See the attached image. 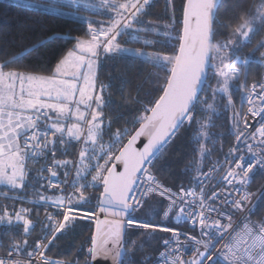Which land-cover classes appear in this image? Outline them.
<instances>
[{
    "label": "snow or ice",
    "instance_id": "snow-or-ice-1",
    "mask_svg": "<svg viewBox=\"0 0 264 264\" xmlns=\"http://www.w3.org/2000/svg\"><path fill=\"white\" fill-rule=\"evenodd\" d=\"M168 4L171 0H166V7ZM151 6L152 0H57L55 9L45 11L68 17L88 12L101 19L78 17L88 25L86 30L48 74H34L17 64L33 48L19 56L0 53L5 57L0 62V186L7 190L0 191V199L5 201L0 205V229L13 235L5 249L7 257H0V264H61L46 251L61 234L74 229L77 220L92 217H97L93 221L97 231L88 249L90 262L102 257L111 264H133L126 251V235L141 229L170 233L160 239L173 257L171 264H264V216L252 219L258 208H264V187L254 193L248 190L257 172L264 174V83L253 82L250 90L247 83V65H264V0L248 7L244 0H233L232 15L227 17L220 15L221 0H184L182 23L175 37L178 48L172 55L122 47L121 36L128 37L125 43L159 45V40L141 41L134 35L151 31L141 20ZM172 12L175 25L174 6ZM236 13L242 14L244 22L235 24L233 38L213 45L217 29L229 26L222 21H235ZM162 30L158 28L157 35ZM243 48L251 51L242 59L239 52ZM102 56L137 57L166 72L161 94L138 110L131 131L117 128L113 132L112 121L105 122L108 101L104 92L109 86L100 83L97 74ZM210 73L214 85L209 83ZM237 83L239 89L247 91L241 100L248 104V115L241 117L233 110L231 134L236 143L222 162L192 178L190 183L199 188V194L183 185L173 191L159 182L153 175L155 162L182 129L191 130L198 124L200 138L195 143L202 154L207 152L206 129L211 122L202 120L206 110L213 108L209 100L222 102L226 97L225 108L234 109L232 88ZM249 116L255 123H249ZM105 135L109 137L107 144ZM125 137L127 142L122 143ZM74 142L80 146L79 158L58 159L57 153L66 155ZM245 148L251 153L247 157L238 154ZM40 156L52 159L48 175L30 176L28 162ZM73 171L75 176L70 179ZM214 172L223 175L215 180L210 176ZM209 180L215 183L206 191L203 184ZM32 181L41 189L57 192H38L39 200H21L17 193ZM89 189L99 196L88 195ZM156 197L160 198L156 202L163 208V219L183 221L190 226L188 233L135 217ZM93 199L97 210L86 207ZM18 200L45 206L42 236L31 244L32 209L7 206L8 201L15 204ZM149 211L151 216L157 215L155 208ZM97 212L107 218L99 220ZM182 238L192 244L189 259L181 255L185 250ZM71 264H79L78 258Z\"/></svg>",
    "mask_w": 264,
    "mask_h": 264
},
{
    "label": "trees",
    "instance_id": "trees-1",
    "mask_svg": "<svg viewBox=\"0 0 264 264\" xmlns=\"http://www.w3.org/2000/svg\"><path fill=\"white\" fill-rule=\"evenodd\" d=\"M97 2V0H93ZM258 0H244V6L254 5ZM184 0H171V4L166 7V0H152V6L148 15L142 17L144 25H147L151 31H141L134 33L141 41L147 39L149 41L159 40V45L144 47L143 44L125 43L127 36L119 37V43L122 47L136 50L140 49L146 53L159 52L160 54L172 55L178 48V42L175 39L182 23V8ZM233 0H221L220 15L227 17L232 15L231 5ZM176 9V24L172 22V8ZM92 19L98 21L101 19L98 15H91L88 12L78 13L76 17L62 16L58 12L45 11L38 6L30 4L29 0L13 1L0 0V53L11 52L15 56H19L25 49L33 48L27 55L17 61V64L34 74H48L47 70L54 65L73 47V41L77 36H82L87 28V24H82L78 17ZM235 21L224 19L222 22L228 24V27L218 28L217 35L213 40V45L223 43L233 38V28L237 23H243L242 14L236 13ZM175 27V31H171ZM163 29L157 35V29ZM264 36V33L261 34ZM257 37L256 39H260ZM255 40L252 47L255 46ZM167 45L164 47V45ZM251 48H243L239 55L243 59ZM215 52V47L212 48ZM259 54L257 53V59ZM5 57L0 55V62ZM10 58V57H8ZM247 83L250 86L253 82H259L264 73V65L252 63L247 65ZM99 82L109 87L105 90L104 96L108 101L104 108L105 122L112 121V131L117 128H128L132 130L131 122L139 115V109L145 106L146 102L154 101L161 94V89L166 80V72L161 71L157 67H153L151 63L144 62L137 57L127 56H108L99 66ZM209 83L215 84V79L210 73ZM211 96L210 90H208ZM234 101V109H226L227 98L222 102H213V108L206 110V115L202 122L208 123L209 127L206 131L209 136L206 140V153H201L199 145L195 143L199 139L198 131L200 126L193 124L191 130L182 129L181 132L173 139L172 143L167 146L163 155L155 162L153 174L161 183L172 188L174 191L179 190L181 185L185 187L192 186L190 183L193 177L204 171L209 165L217 161H223L224 154L227 149L233 145L235 136L231 134L232 124L230 117L233 110L240 113L243 117L246 109V101H242L241 97L247 95V91L239 89V84H234L232 88ZM219 100V98H218ZM243 104V107H241ZM242 122V121H241ZM215 137V139H212ZM105 144L109 142V137H103ZM127 141L124 138L122 143ZM119 146H117V149ZM78 144L70 147L66 155L61 156L57 153L58 159L77 160L79 158ZM114 151H117L114 149ZM118 152V151H117ZM52 164L51 157H47ZM39 164L34 161L28 162L30 176L37 177L39 173ZM185 169L188 171L185 172ZM73 171L71 178H74ZM63 170H61V178ZM90 180L91 177L89 176ZM264 184V174L257 173L251 183V190L257 191ZM0 191H7L0 186ZM38 192L44 195H50L57 192L41 189L39 184L34 181L29 186L17 193L21 200L31 201L39 200ZM13 193H9L12 195ZM88 195L99 196V192L88 190ZM159 197L149 201L148 206L135 213L137 219H149L153 224L163 223L168 227L173 226L171 219L163 221L161 213L163 208L157 204ZM5 201L0 199V205ZM9 208L29 207L32 209L31 219L33 221V230L28 236L30 244L42 236L43 222L45 221L46 211L42 204L21 203L18 200L15 204L12 201L7 202ZM86 207L97 210V201L93 199L90 205ZM149 208H155L157 215L151 216ZM51 211V209H49ZM264 216V208L257 209V215L252 219L255 221L259 217ZM94 219L77 220L76 226L66 234L60 237L49 247L46 255L57 260L72 262L78 258L79 264H88V249L91 246V236L93 235ZM167 233H145L144 230L134 229L127 232L126 251L131 256L133 264L139 262L153 263L154 256L159 251L162 239ZM22 240V230L20 232ZM13 240L11 232L0 229V254L6 253L5 249L9 246V241ZM80 250L79 252L77 250ZM149 252V254H147Z\"/></svg>",
    "mask_w": 264,
    "mask_h": 264
},
{
    "label": "built area",
    "instance_id": "built-area-1",
    "mask_svg": "<svg viewBox=\"0 0 264 264\" xmlns=\"http://www.w3.org/2000/svg\"><path fill=\"white\" fill-rule=\"evenodd\" d=\"M259 82H262V83H264V73H263V75H262V78H261V80L259 81ZM251 86V85H250ZM250 86H249V90H250ZM248 104L246 103V109H245V112H244V115H248ZM243 115V116H244ZM258 119V118H257ZM243 122V121H242ZM249 123H255V121L254 120H252V118L249 116ZM251 130V129H250ZM235 143H236V141H234V143H233V145L232 146H230L228 149H227V151H226V153L229 151V149L230 148H232L234 145H235ZM239 155H244V156H249L251 153H249L248 151H247V149L245 148V149H243L240 153H238ZM31 161H34L35 163H37V164H39L40 166H39V173H38V178L40 177V176H47L48 175V173H47V167L49 166V165H51V163L48 161V158H45L44 156H40V157H33L32 158V160ZM213 166V164H211V165H209L204 171H202V172H205V173H207L208 172V170H209V168H211ZM41 169H44V171L43 172H41ZM257 173H260V172H257ZM260 174H262V173H260ZM223 175V173L221 172V173H219V174H217V173H211L210 174V176L211 177H215V180H219L220 179V176H222ZM155 176V175H154ZM156 177V176H155ZM157 179V178H156ZM158 180V179H157ZM215 180H209V181H207V182H205L204 184H203V187L205 188V190L207 191V190H209L210 188H212L213 187V185H214V183H215ZM159 181V180H158ZM160 182V181H159ZM262 187H264V184H263V186ZM189 188H193L196 192H197V194H199V188L198 187H195L194 185H192V186H189ZM248 190L250 191V192H255V191H252L251 190V185H250V187L248 188ZM174 191V190H173ZM178 191V190H177ZM217 191H219V189H217ZM165 203H167V202H165ZM161 219L163 220V221H167V220H164L163 219V217H162V213H161ZM169 219H171V221H172V223H173V226H171L170 228H177L179 231H181V232H185V233H188L189 232V225H187L186 223H184L183 221H175L174 220V218H169ZM168 219V220H169ZM190 234H192V235H198V233H190ZM168 236H170V233H167V235H166V237H168ZM165 237V238H166ZM47 241L45 240V243H46ZM182 242H184L185 243V250H184V252L181 254L182 256H183V258L184 259H189V258H191V255H192V244H191V242H186V241H184V239L182 238ZM0 257H7V252L6 253H4V254H0ZM19 258V257H18ZM27 257H26V254H25V256H24V259H26ZM50 258V257H49ZM172 256L168 253V249H166L165 248V246L163 245V243L161 242V246H160V249H159V251L156 253V255L154 256V260H153V263H151V264H171V260H172ZM52 259V258H51ZM37 260H39V257H37ZM53 260H55V259H53ZM57 261H60V260H57ZM61 264H71L70 262H61ZM137 264H149V263H147V262H144V261H142V262H139V263H137Z\"/></svg>",
    "mask_w": 264,
    "mask_h": 264
},
{
    "label": "rangeland",
    "instance_id": "rangeland-1",
    "mask_svg": "<svg viewBox=\"0 0 264 264\" xmlns=\"http://www.w3.org/2000/svg\"><path fill=\"white\" fill-rule=\"evenodd\" d=\"M13 1H24V0H13ZM30 1V4H33L35 6H38L42 9H55L57 7V0H29ZM60 11H67V9H61ZM51 12H56L57 11H51ZM66 55V54H65ZM107 57H101L99 62H98V69H97V74H98V77H99V66H100V63L103 62ZM262 78V76H261ZM247 103V102H246ZM245 103V104H246ZM78 149H80V146L78 145ZM154 175V174H153ZM157 178V177H156ZM158 179V178H157ZM159 180V179H158ZM48 190H52V191H55V189H48ZM57 191V190H56ZM92 219H95V217H92L91 219L89 220H92ZM147 254H149V252H147ZM49 257V256H48ZM51 258V257H50ZM53 259V258H52ZM57 260V259H55ZM60 262H68V261H62L60 260ZM71 263V262H70ZM80 264H83V263H80Z\"/></svg>",
    "mask_w": 264,
    "mask_h": 264
},
{
    "label": "water",
    "instance_id": "water-1",
    "mask_svg": "<svg viewBox=\"0 0 264 264\" xmlns=\"http://www.w3.org/2000/svg\"><path fill=\"white\" fill-rule=\"evenodd\" d=\"M182 18H183V17H182ZM142 139H143V138H142ZM126 142H127V141H126ZM126 142H125V143H126ZM117 154H118V152H117ZM119 168H120L121 171L123 170L122 165L119 166ZM97 214H98V218H99V220H101V221H104V220L107 218L105 213L97 212ZM96 219H97V217H95L94 221H95ZM101 228H102V230H103V225H101ZM96 231H97V230H96V224L94 223L93 234L96 233ZM89 262H90V257H89ZM89 262H88V264H89ZM90 264H111V261H110V260H106V259H104V258H102V257H97V259H96L95 261H91Z\"/></svg>",
    "mask_w": 264,
    "mask_h": 264
},
{
    "label": "crops",
    "instance_id": "crops-1",
    "mask_svg": "<svg viewBox=\"0 0 264 264\" xmlns=\"http://www.w3.org/2000/svg\"><path fill=\"white\" fill-rule=\"evenodd\" d=\"M73 173V172H72ZM72 175V174H71ZM57 190V189H56Z\"/></svg>",
    "mask_w": 264,
    "mask_h": 264
}]
</instances>
